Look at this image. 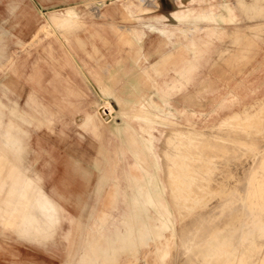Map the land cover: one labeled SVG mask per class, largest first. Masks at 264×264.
I'll return each instance as SVG.
<instances>
[{
    "label": "rangeland",
    "instance_id": "1",
    "mask_svg": "<svg viewBox=\"0 0 264 264\" xmlns=\"http://www.w3.org/2000/svg\"><path fill=\"white\" fill-rule=\"evenodd\" d=\"M91 1L92 0H78L77 10L73 7L68 10L69 12L67 15L61 17L53 15L52 20L54 23H57V25L67 24L68 33L66 36L68 37L67 46L69 57L76 56L78 53L77 56L85 60V69L88 74L93 73L98 77L101 74H116L115 78L106 84L111 85V89L116 91L117 94L113 99L116 100L117 103L125 99L123 90L128 91V89H130V106L132 108L131 117L133 123H138L140 118L146 122L147 144L145 148L146 154L142 156V163H147L150 170L145 172V175H142L145 181L144 187L147 189L146 219L148 225L146 227H131V234L138 235L141 232L142 241L140 244L141 248L146 250V257L143 256L141 259L134 257L131 259L121 258V260L120 258H115L113 260L111 259L110 262L108 261V263L210 264L212 262L211 264H264V22L257 20L247 27L240 26L237 28V26L240 25V21L244 18L235 11V5L229 2H223V0H210V3L209 0H205L203 3L183 0L177 5H172L170 0H166L162 9L155 8L156 0H150L152 3L150 1L149 3L148 0H126L124 3H127L128 6H132V13L135 14L131 16H128L119 3L120 0H108V2L107 0H102L103 2H98L97 8L101 10L100 19L98 20L94 16L95 14L91 16ZM36 2L37 0H0V97L6 105H1L0 109L2 108L6 112L3 115L5 120L10 119L11 112V101L8 100V96L15 98L17 93L10 88L7 89V95L3 94L1 89V87H4L2 79L3 70L10 61L8 60L9 54H14L19 49L22 50L21 53L25 54L27 49H32L34 47V45L28 43L31 39L32 31L26 30L21 32V27L27 28V26H22V24H19L17 21L23 20V22H25L35 11L33 6L37 5ZM141 2L145 8L151 10L146 11L143 17L139 18L136 15L142 13L141 5L139 4ZM113 3L115 4L113 5ZM167 3H170V6H167ZM253 5L248 8H254L255 15H257L256 12L264 15V9H262L261 6L259 7L256 3L254 6ZM242 6L245 8L247 7L245 4H242ZM199 7L201 10L210 7L212 10V17L201 19L199 22L198 20L196 22H190L179 20L180 17L171 14L174 10L178 13H185L189 8L196 9ZM77 11H85L87 13L85 16H81V13H77ZM108 11L109 16H107ZM230 14L231 17H229ZM155 15L157 17L161 15V21H157V19L154 18ZM225 15L227 16L223 17ZM75 20L79 23H75ZM192 24H194L195 31L191 33L194 43L191 42L193 45L189 46V52L192 57L189 61L190 64L184 59H179L182 57V53L187 52V50L183 48V44H171L172 41L170 36L167 38V43L163 44L164 32L162 28H171L175 30L174 33L177 34L179 31L187 29ZM204 26H206V29H204ZM130 27H133L132 30L136 29V31H138V29H143L145 34H139L137 32L132 33L129 30ZM213 27L216 28V34L214 35L216 36V40H212V37L207 34L208 28ZM45 29L48 31L50 28L45 26ZM76 29H83V34H79V32L76 33ZM77 34L83 37V45L85 46L83 50L75 49L73 46V40ZM20 35L25 36L24 43L18 42ZM261 36H263V38H261ZM196 38H199L198 40L200 42ZM259 38H261V40H259ZM173 40H176V37H173ZM212 45H216L217 50L214 51V49L211 48ZM254 45H257L258 49H254ZM35 56L36 54H31V59H34ZM167 56L168 58H166ZM129 78L130 81L128 80ZM166 80L169 83L166 82ZM94 81L93 88L105 92L106 87L102 86L103 88H101L100 86L105 83H97L95 79ZM178 81L181 82L177 83ZM165 82L167 84H165ZM160 85H162L163 88ZM177 85L181 88L180 90L179 88L177 90ZM209 85L211 86L209 87ZM202 90H204V94H201ZM120 91H122L121 95L118 96ZM185 92H188V94H185ZM217 92H221V95ZM179 93L184 97L179 95ZM192 93H194V95H191ZM232 94L233 97H231ZM191 96L192 99L190 100ZM225 97L228 100L225 99ZM186 98L191 102L188 103ZM229 98L232 99H230L232 102ZM93 99L94 95L90 92L88 96L85 97V103H90ZM225 100L227 105L224 103ZM229 101L230 103H227ZM245 101L247 102L244 103ZM175 103L178 104L176 105ZM179 105H182L183 108ZM114 106L118 108V105L115 103ZM214 106L215 108L216 106L220 108L214 109ZM235 106L237 107V111L242 109L241 114H251L253 118L248 120L240 118V115H235L236 120H234L233 117L224 112L227 110V108L224 109L225 107L236 110ZM110 110H112V108H110ZM200 110L201 112H197ZM144 111H146V115H139ZM246 111L247 113H245ZM260 111L262 114H260L259 119H257L256 115L260 113ZM61 114L62 121L56 123L55 128L59 130L64 128L66 131L76 134V124L69 122L68 112L53 111L54 116ZM186 114H188V116L190 114L191 117L189 116L188 119ZM201 117L204 118L202 119L204 122L202 120L200 121ZM134 118L137 120H134ZM178 119L179 122H177ZM3 124L5 125L6 123ZM196 125L200 127L196 128ZM2 129L3 127H0V153H6V156L10 158V160L12 159V161L18 163L20 159H17L16 153L13 152L8 140L3 139L1 136ZM190 129L193 131L191 132ZM39 130V128H31L30 138L27 139L25 137L24 140H22L25 148L22 151L23 157L18 163V165H21L22 169L31 171V174L35 175L37 178L40 171L38 172V169L34 167L33 156L31 158L32 163L25 161L29 158L27 153L35 152L37 153V159H44L42 152L43 144L49 145L53 140L52 138L43 139V131L38 132ZM15 131L16 132H13V136H22L19 135L22 130ZM206 131L208 132L206 133ZM186 132L187 134H184ZM194 132L196 136L192 134ZM201 132L206 134V136L200 134ZM233 132L234 134H232ZM49 133L51 132L49 131ZM179 133L181 135H179ZM213 133H217L218 135H214ZM198 135L203 136L201 137ZM209 135L211 136L209 137ZM54 136H56V133L52 134L51 137ZM173 137L175 140L179 139L173 142ZM194 137L197 138L194 139ZM38 138L42 140H38ZM170 138L173 139L171 140ZM165 140L166 143L164 142ZM184 140L186 141L184 142ZM175 143L176 145L178 144V148H184V150L183 148L181 149L183 153L180 149L178 150ZM189 143L195 146L192 147ZM225 143L227 145H225ZM112 145L113 142L110 141L109 146L111 147ZM131 148V168L133 174L140 162V152L138 145L135 143H133ZM156 153L160 154L157 155ZM168 155H170L169 158H167ZM180 156L184 158H180ZM226 158L227 160H225ZM162 160L166 161H164L165 164ZM24 161L26 162V166H23ZM180 162L184 163V166ZM176 164H179V166L182 165L183 167L181 166L182 168H180ZM173 167L174 169L172 170ZM188 167L190 170L192 168V170L190 171L187 169ZM7 168L9 169V167H5L1 171V177H8ZM169 168L171 169L168 170ZM173 171L174 173H172ZM175 171L178 172L176 175ZM40 173L43 174V172ZM168 175L171 176L169 177ZM155 176L157 177L156 179ZM172 176H174V179H170V182H168L167 179L172 178ZM175 177H179L177 182ZM163 180L165 181V185ZM155 181H157V183ZM166 183H168L170 187L167 186ZM171 184L176 187L171 186ZM162 186H164V188H162ZM33 190H35V187ZM234 192L236 194H234ZM90 193L91 192H87L85 195L89 196ZM160 193L162 195H160ZM74 196L75 195H70V200L68 201L67 199L68 204L66 203V205L68 208H72L75 211L77 210L79 213L85 215L88 210L87 206L85 207V201L77 205V202L71 200ZM70 205L74 206L71 207ZM258 211L260 212L258 213ZM42 212H44L43 209ZM212 212L214 213L212 214ZM234 213L236 214V218ZM15 215L19 217L18 213ZM80 218L81 220L78 222V227L85 231L90 216L88 214V216ZM258 226H260V228ZM137 227L141 229H137ZM99 228L101 233L106 232L107 227L101 225ZM159 228L160 230H158ZM155 229H157V231H155ZM113 230L119 232V227L115 226ZM162 240L165 242L164 244L166 246L163 245ZM161 243L163 247H160ZM152 247L154 248L152 249ZM131 248L133 249L132 251H134L133 254H135L136 251L139 250L140 245L139 243H133ZM121 249H123V247H121ZM233 249L235 250L233 251ZM107 260L108 259H106V261ZM101 261L104 263H101ZM94 263L105 264L107 262H105L104 259H99L98 262ZM80 264H93V261L88 259V261L84 260Z\"/></svg>",
    "mask_w": 264,
    "mask_h": 264
},
{
    "label": "crops",
    "instance_id": "2",
    "mask_svg": "<svg viewBox=\"0 0 264 264\" xmlns=\"http://www.w3.org/2000/svg\"><path fill=\"white\" fill-rule=\"evenodd\" d=\"M100 1L102 0L90 2L91 16L95 14L98 20L101 14V10L97 8ZM124 1L126 0H120L119 3L128 16L135 15L132 13V6H128ZM165 1L162 3L163 0H156L155 8L162 9ZM170 1L172 5H177L183 0ZM223 2L235 5L238 15L244 18L237 28L247 27L257 20L264 22L262 13L255 15V9L248 8L256 3L264 9V0ZM36 3L37 5L33 6L35 11L25 22L17 21L22 26H27L21 27V32L32 31L28 43L34 47L27 49L25 54L21 53V49L9 54L10 61L3 70V94L7 95V89L11 88L17 95L15 98L8 96L11 101L9 120L3 118L6 112L0 109V127H3L1 136L8 140L17 159H20L19 162L25 148L22 140L25 137L30 138L31 128H39L38 132L43 131V139L53 140L49 145L43 144L44 159H37L35 152L27 153L29 158L25 161L32 163L33 156L34 167L38 172H43H39L38 178L32 175L31 171L22 169L18 161L16 163L10 160L6 153H0V173L5 167H9L8 177L0 176V264H80L88 259L96 264L94 262L99 259L110 261L115 258L146 257V250H143L140 244L142 234L140 232L138 235H132L131 227L148 225L147 189L132 186L130 181L133 143L138 145L140 152L135 177L141 178L146 172V164H142L147 144L146 122L140 118L138 123H133L130 89L123 90V101L117 103L113 99L117 93L106 83L111 82L116 74H101L99 77L93 73L88 74L85 60L77 56L78 53L69 57L67 24L57 25L52 16L67 15L68 10L73 7L77 10L78 0H37ZM241 3L247 7H243ZM139 4L142 13L136 16L141 18L144 10L151 9L145 8L142 2ZM167 6H170V3H167ZM77 13L85 16L87 12ZM171 14L180 17L179 20L182 21L199 22L201 19L211 18L212 10L210 7L204 10L199 7L189 8L185 13L174 10ZM160 17L161 15L154 16L157 21H161ZM75 23L79 22L75 20ZM45 26L50 29L47 31ZM132 29L133 27L129 28L132 33L145 34L143 29ZM162 30L165 35L163 44L167 43L168 36L171 37V44H183L188 53H182L179 59L189 62L192 59L189 46L193 37L191 33L195 31L194 24L177 34L168 27H163ZM76 31L83 34V29ZM24 37L20 35L18 42L24 43ZM173 37H176V40H173ZM74 40L75 49L85 48L82 36L77 34ZM253 48L258 49L257 45ZM31 54H36L34 59H31ZM94 79L97 83H105L100 85L101 88L106 87L105 92L93 88ZM128 80L130 81V78ZM90 92L94 99L85 103V97ZM113 101L118 108H115ZM1 105L6 106L0 97ZM53 111L68 112L69 122L76 124L77 133H70L64 128L56 129L55 124L62 121V114L54 116ZM143 114L146 115V111L139 115ZM15 130H22L19 133L22 136H13ZM54 133L56 136L51 137ZM110 141L113 142L111 147ZM25 161L23 166H26ZM87 192H91L89 196L85 195ZM70 195H75L71 200L77 202V205L85 201V207L88 209L85 215L68 208L66 203L67 199L70 200ZM88 214L90 218L84 231L78 227V222L80 217H86ZM101 225L107 227L106 232H100ZM115 226L119 227V232L113 230ZM133 243L140 245L135 254L131 249Z\"/></svg>",
    "mask_w": 264,
    "mask_h": 264
},
{
    "label": "bare ground",
    "instance_id": "3",
    "mask_svg": "<svg viewBox=\"0 0 264 264\" xmlns=\"http://www.w3.org/2000/svg\"><path fill=\"white\" fill-rule=\"evenodd\" d=\"M145 1H146V0H145ZM149 1H150V0H148V2H149ZM94 2H95V1H94ZM129 2H130V1H129ZM139 2H140V1H139ZM150 2H151V1H150ZM150 2H149V3H150ZM157 2H158V1H157ZM151 3H152V2H151ZM159 3H160V1H159ZM162 3H164V0H163ZM155 4H156V3H155ZM95 5H96V4H95ZM158 5H159V4H158ZM99 6H100V5H99ZM230 6H231V4H230ZM257 6H258V5H257ZM227 8H228V7H227ZM148 9H149V8H148ZM228 9H229V8H228ZM143 10H144V9H143ZM235 11H236V10H235ZM144 12H146V11L144 10ZM236 13H237V12H236ZM256 13H257V12H256ZM231 14H232V13H231ZM258 14H259V13H258ZM235 15H236V14H235ZM61 16H62V15H61ZM61 16H60V17H61ZM225 16H226V15H225ZM55 17H56V16H55ZM230 17H231V16H230ZM232 17H235V16H232ZM221 18H222V17H221ZM235 18H236V17H235ZM239 19H240V18H239ZM239 19H237V20H239ZM68 21H69V20H68ZM257 27H258V26H257ZM76 28H77V27H76ZM168 31H169V30H168ZM169 34H171V33H169ZM207 34H208L209 36L212 37V40L215 39L216 36H214V35L216 34V28H214V27H213V28H208V32H207ZM224 35H225V34H224ZM164 36H165V35H164ZM189 37H190V36H189ZM185 38H187V36H186ZM202 38H203V37H202ZM193 39H194V38H193ZM196 39H197V38H196ZM196 39H195V40H196ZM198 39H199V38H198ZM198 39H197V40H198ZM181 40H182V38H181ZM195 40H194V41H195ZM215 40H216V39H215ZM198 41H199V40H198ZM203 41H204V40H203ZM191 42H193V40H191L190 43H191ZM195 42H196V41H195ZM199 42H200V41H199ZM201 42H202V41H201ZM193 43H194V42H193ZM197 44H198V43H197ZM187 45H189V43H187ZM191 45H193V44H191ZM198 45H200V44H198ZM211 48L214 49V51L217 50L216 45H212ZM216 52H217V51H216ZM191 62H192V61H191ZM189 63H190V62H189ZM193 63H194V62H193ZM205 63H207V62H205ZM205 63H202V64H205ZM190 64H191V63H190ZM185 65H186V64H185ZM178 67H179V66H178ZM185 67H186V66H185ZM196 67H197V66H196ZM199 67H200V65H199ZM180 68H181V67H180ZM194 68H195V66H194ZM203 68H204V67H203ZM198 69H199V68H198ZM178 70H179V69H178ZM178 70H177V71H178ZM192 70H193V68H192ZM192 70H191V71H192ZM203 70H205V69H203ZM181 71H182V70H181ZM205 72H206V71H205ZM192 73H194V72H192ZM201 73H202V72H201ZM203 73H204V72H203ZM166 74H167V73H166ZM182 74H183V73H182ZM171 75H172V74H171ZM192 75H193V74H192ZM201 75H202V74H201ZM167 76H168V75H167ZM173 77H174V76H173ZM173 77H171V78H173ZM167 78H168V77H167ZM171 78H170V79H171ZM184 78H185V77H184ZM184 78H183V79H184ZM189 78H190V77H189ZM192 78H193V77H192ZM186 80H187V79H186ZM190 80H191V79H190ZM170 81H171V80H170ZM191 81H192V80H191ZM193 81H194V80H193ZM166 82H168V81L166 80ZM166 82H165V84H167ZM179 82H181V81H178L177 83H179ZM183 82H184V81H183ZM168 83H169V82H168ZM174 83H176V82H174ZM177 83H176V84H177ZM184 83H185V82H184ZM184 83H183V84H184ZM183 84H181V85H183ZM212 84H213V83H212ZM173 85H174V84H173ZM190 85H191V84H190ZM207 85H208V84H207ZM213 85H214V84H213ZM215 85H216V84H215ZM160 86H162V85H160ZM177 86H178V85H177ZM210 86H211V85H209V87H210ZM207 87H208V86H207ZM213 87H214V86H213ZM162 88H163V86H162ZM178 88H179V86L177 87V90H178ZM190 88H191V87H190ZM190 88H189V90H190ZM192 88H193V87H192ZM214 88H215V87H214ZM172 89H173V88H172ZM180 89H181V88H179V90H180ZM186 89H187V88H186ZM201 89H202V87H201ZM215 89H216V88H215ZM162 90H163V89H162ZM165 90H166V89H165ZM173 90H174V89H173ZM177 90H176V91H177ZM192 90H193V89H192ZM192 90H191V91H192ZM204 90H206V89H204ZM204 90H202L201 94H202V93L204 94V92H203ZM183 91H184V90H183ZM191 91H190V92H191ZM193 91H194V90H193ZM199 91H201V90H199ZM217 91H218V90H217ZM163 92H165V91H163ZM171 92H172V91H171ZM197 92H198V91H197ZM206 92H207V91H206ZM215 92H216V91H215ZM166 93H168V92H166ZM174 93H175V92H174ZM194 93H195V92H194ZM194 93H192L191 95H194ZM198 93H199V92H198ZM217 93H218V92H217ZM220 93H221V92H220ZM220 93H218V94H220ZM230 93H231V92H230ZM176 94H177V93H176ZM182 94H183V92H182ZM182 94L179 93V95H182ZM185 94H188V92H187V93L185 92ZM205 94H208V93H205ZM251 94H252V93H251ZM183 95H184V94H183ZM183 95H182V97H184ZM198 95H199V94H198ZM198 95H197V96H198ZM220 95H221V94H220ZM174 96H175V95H174ZM186 96H188V95H186ZM200 96H202V95H200ZM226 96H227V95H226ZM166 97H167V96H166ZM205 97H206V95H205ZM228 97H229V95H228ZM231 97H233V94H232ZM180 98H181V97H180ZM188 98H189V97H188ZM195 98H196V97H195ZM165 99H166V98H165ZM171 99H173V98H171ZM184 99H185V98H184ZM191 99H192V96H191L190 100H191ZM199 99H200V98H199ZM225 99H227V98L225 97ZM230 99H231V98H229V100H230ZM166 100H167V99H166ZM186 100H187V98H186ZM197 100H198V99H197ZM223 100H224V99H223ZM227 100H228V99H227ZM231 100H232V99H231ZM231 100H230V101H231ZM28 101H29V100H28ZM187 101H188V100H187ZM199 101H201V100H199ZM230 101L227 102V103H230ZM164 102H165V101H164ZM169 102H170V100H169ZM171 102H172V101H171ZM174 102H175V101H174ZM190 102H191V101H190ZM190 102L188 101V103H190ZM196 102H197V101H196ZM209 102H210V101H209ZM217 102H219V101H217ZM225 102H226V100L224 101V103H225ZM231 102H232V101H231ZM246 102H247V101H245L244 103H246ZM59 103H60V102H59ZM192 103H193V101H192ZM220 103H221V102H220ZM222 103H223V102H222ZM236 103H238V102H236ZM244 103H243V104H244ZM160 104H161V103H160ZM164 104H166V103H164ZM167 104H168V103H167ZM169 104H170V103H169ZM175 104H176V103H175ZM177 104H178V103H177ZM177 104H176V105H177ZM197 104H199V103H197ZM216 104H217V103H216ZM243 104H242V105H243ZM189 105H190V104H189ZM199 105H200V104H199ZM225 105H227V104L225 103ZM27 106H28V105H27ZM160 106H162V105H160ZM167 106H168V105H167ZM179 106L182 107V105H179ZM190 106H191V105H190ZM194 106H195V104H194ZM196 106H197V105H196ZM202 106H203V105H202ZM218 106H219V104H218ZM233 106H234V103H233ZM236 106H237V105H236ZM236 106H235V107H236ZM32 107H33V106H32ZM163 107H164V106H163ZM170 107H171V105H170ZM176 107H177V106H176ZM200 107H201V106H200ZM182 108H183V107H182ZM184 108H185V107H184ZM216 108H220V107H217V106H216ZM216 108H215V106H214V109H216ZM226 108H227V110L224 111V112H226V114L228 113L229 116H231V117L234 118V120H236V119H235V117H236L235 115H240L239 117L242 118V119H248V120H250V119L253 118V115H251V114H241L242 109L237 111V107H236V110H235V109H230L231 106H230V108H229V107H225L224 109H226ZM228 108H229V109H228ZM170 109H171V108H170ZM173 109H174V108H173ZM197 109H198V107H197ZM199 109H200V108H199ZM201 109H202V108H201ZM214 109H213V110H214ZM171 110H172V109H171ZM177 110H178V109H177ZM204 110H205V109H204ZM206 110H207V109H206ZM183 111H184V110H183ZM187 111H188V110H187ZM217 111H218V109H217ZM100 112H101V111H100ZM197 112H201V110H200V111H197ZM202 112H203V110H202ZM205 112H207V111H205ZM210 112H211V111H210ZM224 112H223V113H224ZM248 112H250V111H248ZM258 112H259V111H258ZM173 113H174V112H173ZM185 113H186V112H185ZM193 113H194V112H193ZM235 113H236V114H235ZM245 113H247V111H246ZM100 114H101V113H100ZM175 114H176V113H175ZM194 114H195V113H194ZM213 114H214V113H213ZM220 114H221V112H220ZM260 114H262L261 111H260V113H258V114L256 115V118H257V119H259V115H260ZM191 115H192V112H191ZM172 116H173V115H172ZM189 116H190V114H189ZM189 116H188V114H186V117H187L188 119H189ZM208 116H209V115H208ZM211 116H212V113H211ZM221 116H222V115H221ZM226 116H227V115H226ZM138 117H140V116H138ZM170 117H171V116H170ZM173 117H174V116H173ZM190 117H191V116H190ZM204 117H205V116H204ZM224 117H225V115H224ZM146 118H147V117H146ZM150 118H151V117H150ZM155 118H156V117H155ZM207 118H208V117H207ZM207 118H206V119H207ZM147 119H148V118H147ZM168 119H169V117H168ZM174 119H175V117H174ZM183 119H184V118H183ZM202 119H204V118L201 117V118H200V121H201ZM209 119H210V117H209ZM242 119H241V120H242ZM108 120H109V119H108ZM166 120H167V119H166ZM170 120H172V119H170ZM186 120H187V119H186ZM104 121H105V120H104ZM153 121H154V120H153ZM167 121H168V120H167ZM167 121H166V122H167ZM176 121H177V120H176ZM187 121H189V120H187ZM202 121L204 122V120H202ZM209 121H210V120H209ZM209 121H208V123H209ZM213 121H214V120H213ZM237 121H238V120H237ZM239 121H240V120H239ZM156 122H157V121H156ZM160 122H161V121H160ZM177 122H179V119H178ZM182 122H183V121H182ZM182 122H181V123H182ZM184 122H185V120H184ZM189 122H190V121H189ZM163 123H164V121H163ZM187 123H188V122H187ZM147 124H150V123H147ZM171 124H173V123H171ZM175 124H176V122H175ZM183 124H184V123H183ZM216 124H217V123H216ZM219 124H220V123H219ZM226 124H227V122H226ZM231 124H232V123H231ZM193 125H194V124H193ZM197 125H198V124H197ZM197 125H196V128L200 127V126H197ZM203 125H204V124H203ZM203 125H202V126H203ZM220 126H221V125H220ZM230 126H231V125H230ZM182 127H183V126H182ZM184 127H185V126H184ZM193 127H194V126H193ZM193 127H192V129L194 130ZM231 127H233V126H231ZM154 128H155V127H154ZM177 128H178V126H177ZM202 128H203V127H202ZM234 128H235V127H234ZM174 129H175V128H174ZM180 129H181V128H180ZM188 130H189V129H188ZM193 130H192V131H193ZM182 131H183V130H182ZM190 131H191V129H190ZM192 131H191V132H192ZM204 131H205V130H204ZM177 132H178V131H177ZM177 132H176V133H177ZM179 132H180V131H179ZM183 132H184V131H183ZM197 132H199V131H197ZM207 132H208V131H206V133H207ZM172 133H173V131H172ZM60 134H61V133H60ZM177 134H178V133H177ZM184 134H187V132L184 133ZM184 134H182V135H184ZM192 134H195V132L192 133ZM200 134H203V133L201 132ZM208 134H209V133H208ZM208 134H207V135H208ZM210 134H211V133H210ZM213 134H214V133H213ZM215 134H217V133H215ZM215 134H214V135H215ZM232 134H234V132H233ZM232 134H230V135H232ZM173 135H174V134H173ZM179 135H181V134L179 133ZM203 135L206 136V134H203ZM203 135H198V136H201V137H202ZM217 135H218V134H217ZM223 135H224V134H223ZM244 135H245V134H244ZM155 136H156V135H155ZM176 136H177V135H176ZM185 136L188 137V136H189V132H188V136H187V135H185ZM193 136H194V135H193ZM193 136H192V137H193ZM195 136H196V134H195ZM210 136H211V135H209V137H210ZM156 137H158V136H156ZM162 137H163V136H162ZM212 137H214V136H212ZM150 138H151V137H150ZM159 138H160V137H159ZM173 138H174V137H173ZM173 138H172V139H173ZM190 138H191V137H190ZM195 138H197V137H194V139H195ZM204 138H205V137H204ZM206 138H207V137H206ZM165 139H166V138H165ZM170 139H171V138H170ZM172 139H171V140H172ZM178 139H179V138H178ZM178 139H177V140H178ZM198 139H199V138H198ZM210 139H211V138H210ZM161 140H162V139H161ZM161 140H160V141H161ZM163 140H164V139H163ZM177 140H175V138H174L173 142H175V141H177ZM180 140H181V139H180ZM231 140H232V139H231ZM244 140H245V139H244ZM185 141H186V140H184V142H185ZM190 141H191V140H190ZM194 141H195V140H194ZM246 141H247V140H246ZM151 142H152V141H151ZM161 142H163V141H161ZM164 142L166 143V140H165ZM181 142H182V140H181ZM165 143H164V144H165ZM168 143H169V142H168ZM182 143H183V142H182ZM182 143H181V144H182ZM198 143H199V142H198ZM204 143H205V142H204ZM155 144H156V143H155ZM184 144H185V143H184ZM189 144H190V143H189ZM194 144H195V143H194ZM214 144H215V143H214ZM169 145H170V143H169ZM171 145H172V144H171ZM177 145H178V144H177ZM177 145H176V143H175V146L178 148L179 146H177ZM186 145H187V144H186ZM186 145H185V147H186ZM196 145H197V144H196ZM199 145H200V144H199ZM202 145H203V144H202ZM215 145H216V144H215ZM221 145H222V144H221ZM225 145H227V144L225 143ZM236 145H238V144H236ZM154 146H155V145H154ZM156 146H157V144H156ZM166 146H167V145H166ZM180 146H183V145H180ZM188 146H189V145H188ZM190 146H192V143L190 144ZM193 146H195V145H193ZM193 146H192V147H193ZM212 146H213V144H212ZM217 146H218V145H217ZM164 147H165V146H164ZM169 147H170V146H169ZM173 147H174V146H173ZM197 147H198V146H197ZM223 147H225V146H223ZM231 147H232V146H231ZM177 148H176V150H177ZM182 148H183V147H181V149H182ZM214 148H216V147H214ZM219 148H220V147H219ZM233 148H234V147H233ZM152 149H153V148H152ZM179 149H180V148H178V150H179ZM181 149H180V151H181ZM187 149H188V148H187ZM192 149H193V148H192ZM217 149H218V148H217ZM223 149H224V148H223ZM225 149H226V148H225ZM238 149H239V148H238ZM178 150H177V151H178ZM183 150H184V148H183ZM202 150H203V149H202ZM220 150H221V149H220ZM158 151H159V150H158ZM153 152H154V151H153ZM162 152H163V151H162ZM162 152H161V153H162ZM178 152H179V151H178ZM181 152H182V151H181ZM185 152H186V151H185ZM192 152H193V150H192ZM205 152H206V151H205ZM209 152H210V151H209ZM164 153H165V152H164ZM182 153H183V152H182ZM190 153H191V152H190ZM256 153H257V152H256ZM153 154H154V153H153ZM156 154L158 155V154H160V153H156ZM197 154H198V153H197ZM217 154H219V153H217ZM231 154H232V153H231ZM239 154H240V153H239ZM163 155H164V154H163ZM166 155H167V153H166ZM166 155H165V156H166ZM179 155H180V154H179ZM187 155H188V154H187ZM198 155H199V154H198ZM212 155H213V154H212ZM259 155H260V154H259ZM224 156H225V155H224ZM224 156H223V157H224ZM159 157H160V156H159ZM169 157H170V155H168L167 158H169ZM173 157H174V156H173ZM181 157H182V156H180V158H181ZM232 157H233V156H232ZM237 157H238V156H237ZM260 157H261V156H260ZM160 158H161V157H160ZM160 158H159V160H160ZM175 158H176V157H175ZM175 158H174V159H175ZM182 158H184V157H182ZM195 158H196V157H195ZM198 158H199V157H198ZM162 159H163V158H162ZM164 159H165V157H164ZM171 159H172V158H171ZM174 159H173V160H174ZM185 159H186V158H185ZM165 160H166V159H165ZM165 160H162L163 163H164ZM176 160H177V158H176ZM183 160H184V159H183ZM225 160H227V158H226ZM249 160H250V159H249ZM160 161H161V160H160ZM170 161H171V160H170ZM184 161H185V160H184ZM193 161H194V159H193ZM165 162H166V161H165ZM176 162H177V161H176ZM159 163H160V162H159ZM159 163H158V164H159ZM172 163H173V161H172ZM172 163H171V165H172ZM178 163H179V162H178ZM180 163L183 164V166H184V163H182V162H180ZM234 163H235V162H234ZM234 163H233V164H234ZM241 163H242V162H241ZM142 164L144 165V163H142ZM145 164H146V170H145V171L148 172L149 168H148V166H147V163H145ZM158 164H157V165H158ZM160 164H162V163H160ZM164 164H165V163H164ZM173 164H174V163H173ZM181 164H180V165H181ZM176 165H177V164H176ZM176 165H175V166H176ZM188 165H189V162H188ZM239 165H240V164H239ZM247 165H248V164H247ZM135 166H136V165H135ZM158 166H160V165H158ZM161 166H162V165H161ZM172 166H173V165H172ZM177 166H179V164H178ZM181 166H182V165H181ZM181 166H179V167L182 168L183 166H182V167H181ZM242 166H243V165H242ZM169 167H170V166H169ZM197 167H198V166H197ZM235 167H236V166H235ZM136 168H137V167H136ZM161 168H162V167H161ZM185 168H186V167H185ZM159 169H160V168H159ZM159 169H157V170H159ZM170 169H171V168H169L168 170H170ZM173 169H174V167L172 168V170H173ZM187 169H189V167H188ZM187 169H186V171H187ZM228 169H229V168H228ZM70 170H71V168H70ZM141 170H142V169H141ZM155 170H156V168H155ZM160 170H161V169H160ZM164 170H165V168H164ZM175 170H176V169H175ZM179 170H180V169H179ZM181 170H183V169H181ZM189 170H190V169H189ZM191 170H192V168H191ZM191 170H190V171H191ZM71 171H72V170H71ZM149 171H150V170H149ZM250 171H251V170H250ZM66 172H67V171H66ZM143 172H144V171H143ZM152 172H153V170H152ZM152 172H151V173H152ZM160 172H161V171H160ZM160 172H159V173H160ZM167 172H168V171H167ZM170 172H171V171H170ZM182 172H184V171H182ZM192 172H193V171H192ZM192 172H191V173H192ZM67 173H68V172H67ZM73 173H74V172H73ZM153 173H154V172H153ZM153 173H152V174H153ZM155 173H156V171H155ZM172 173H174V171H173ZM176 173H178V172L175 171V175H176ZM233 173H234V172H233ZM233 173H232V174H233ZM68 174H69V173H68ZM160 174H161V173H160ZM167 174H168V173H167ZM169 174H171V173H169ZM179 174H180V172H179ZM242 174H244V173H242ZM74 175H75V173H74ZM135 175H136V171L133 172V174H132V178L130 179L132 186H136V187L141 186V187H144V186H145V184H144V183H145L144 179H143L142 177H141V178H140V177H135ZM148 175H149V174H148ZM155 175H156V174H155ZM161 175H162V174H161ZM172 175H173V174H172ZM175 175H174V176H175ZM168 176H169V175H168ZM170 176H171V175H170ZM170 176H169V177H170ZM174 176H172V178H168V179H167L168 182H170V181H169L170 179H174V178H173ZM181 176H182V175H181ZM197 176H198V175H197ZM240 176H241V175H240ZM74 177H75V176H74ZM147 177H148V176H147ZM150 177H151V176H150ZM144 178H145V177H144ZM156 178H157V177L155 176V179H156ZM160 178H162V177H160ZM163 178H164V177H163ZM178 178H179V177H178ZM178 178L175 177V179H177L176 182L178 181ZM151 179H152V178H151ZM151 179H150V181H151ZM181 179H182V178H181ZM182 180H183V179H182ZM152 181H153V180H152ZM173 181H174V180H173ZM173 181H171V182H173ZM83 182H84V181H83ZM153 182H154V181H153ZM155 182L157 183V181H155ZM160 182H161V181H160ZM164 182H165V181L163 180V183H164ZM87 183H88V181H87ZM149 183H151V182H149ZM201 183H202V182H201ZM226 183H227V182H226ZM241 183H242V182H241ZM152 184H154V183H152ZM172 184H173V183H172ZM172 184H171V186H175V185H172ZM174 184H175V183H174ZM176 184H177V183H176ZM228 184H230V183H228ZM66 185H67V184H66ZM74 185H75V184H74ZM146 185H147V184H146ZM148 185H149V184H148ZM164 185H165V183H164ZM166 185L169 186L168 183H166ZM178 185H179V184H178ZM68 186H69V185H68ZM82 186H83V185H82ZM179 186H181V185H179ZM183 186H184V185H183ZM227 186H229V185H227ZM76 187H77V186H76ZM150 187H152V186H150ZM169 187H170V186H169ZM175 187H176V186H175ZM175 187H174V188H175ZM223 187H224V186H223ZM80 188H82V187H80ZM158 188H159V187H158ZM162 188H164V186H162ZM157 190H158V189H157ZM165 190H166V189H165ZM173 190H175V189H173ZM195 190H196V189H195ZM153 191H154V190H153ZM156 192H157V191H156ZM159 192H161V191H159ZM178 192H179V191H178ZM220 192H221V191H220ZM174 193H175V192H174ZM155 194H157V193H155ZM171 194H172V193H171ZM234 194H236V193L234 192ZM160 195H162V194L160 193ZM156 196H157V195H156ZM255 196H256V195H255ZM161 197H162V196H161ZM243 197H244V196H243ZM151 198H152V197H151ZM156 198H158V197H156ZM158 199H159V198H158ZM162 199H163V198H162ZM162 199H161V200H162ZM164 199H165V198H164ZM230 199H231V198H230ZM249 199H250V198H249ZM159 200H160V199H159ZM162 201H163V200H162ZM244 203H245V202H244ZM41 204H42V203H41ZM242 205H243V204H242ZM244 205H245V204H244ZM262 207H263V206H262ZM152 208H153V206H152ZM217 208H218V206H217ZM245 208H246V207H245ZM156 209H157V208H156ZM213 209H214V208H213ZM219 209H220V208H219ZM261 210H262V209H261ZM154 211H155V209H154ZM206 211H207V210H206ZM239 212H240V211H239ZM253 212H254V211H253ZM259 212H260V211H258V213H259ZM206 213H208V212H206ZM213 213H214V212H212V214H213ZM216 213H217V212H216ZM236 213H237V212H236ZM208 214H211V213H208ZM234 214H235V213H234ZM214 215H215V214H214ZM242 215H243V214H242ZM209 216H210V215H209ZM209 216H207V217H209ZM220 216H221V215H220ZM234 216H235V218H236V214H235ZM149 217H150V216H149ZM193 217H194V216H193ZM238 219H239V218H238ZM256 219H257V218H256ZM258 219H259V218H258ZM35 221H36V220H35ZM190 221H191V220H190ZM236 221H237V220H236ZM239 221H241V220H239ZM155 222H156V221H155ZM193 222H194V221H193ZM230 222H231V221H230ZM244 222H245V221H244ZM256 222H257V221H256ZM189 223H190V222H189ZM238 223H239V222H238ZM257 223H258V222H257ZM263 223H264V222H263ZM154 224H155V223H154ZM219 224H220V223H219ZM38 225H39V224H38ZM254 225H255V224H254ZM154 226H155V225H154ZM238 226H239V225H238ZM34 227H35V226H34ZM185 227H186V226H185ZM192 227H193V226H192ZM198 227H199V226H198ZM258 227L260 228V226H258ZM133 228H134V227H133ZM138 228H139V227H137V229H138ZM254 228H255V227H254ZM139 229H141V228H139ZM195 229H197V228H195ZM241 229H242V228H241ZM158 230H160V228H159ZM162 230H163V229H162ZM162 230H161V231H162ZM251 230H252V229H251ZM23 231H24V230H23ZM40 231H41V230H40ZM139 231H140V230H139ZM155 231H157V229H155ZM168 231H169V230H168ZM137 232H138V231H137ZM158 232H159V231H158ZM240 232H241V231H240ZM249 232H250V231H249ZM192 233H194V232H192ZM161 234H162V233H161ZM169 234H170V233H169ZM169 234H168V235H169ZM132 235H133V234H132ZM134 235H135V234H134ZM231 237H232V235H231ZM237 237H238V236H237ZM192 239H193V238H192ZM229 239H230V238H229ZM229 239H228V241H229ZM157 240H158V239H157ZM159 241H160V240H159ZM155 242H156V241H155ZM160 242H161V241H160ZM162 242H163V240H162ZM229 242H230V241H229ZM148 243H149V242H148ZM153 243H154V242H153ZM164 243H165V242H163V245H165ZM151 244H152V242H151ZM154 245H155V244H154ZM165 246H166V245H165ZM228 246H229V245H228ZM149 247H150V245H149ZM149 247H148V248H149ZM154 247H155V246H154ZM154 247H152V249H153ZM160 247H163V246H162V243H161V246H160ZM229 247H230V246H229ZM223 248H224V246H223ZM223 248H221V249H223ZM131 249H132V248H131ZM146 249H147V248H146ZM152 249H150V250H152ZM164 249H165V248H164ZM236 249H237V248H236ZM132 250H133V249H132ZM147 250H148V249H147ZM150 250H149V251H150ZM234 250H235V249H233V251H234ZM147 252H148V251H147ZM219 252H220V251H219ZM226 252H227V251H226ZM133 253H134V251H133ZM230 253H231V252H230ZM148 254H149V253H148ZM148 254H147V255H148ZM225 254H226V253H225ZM242 254H243V253H242ZM218 255H219V254H218ZM205 258H206V257H205ZM118 259H119V258H118ZM104 260H105V262L108 263V260H107V261H106V259H104ZM110 260H111V259H110ZM112 260H113V259H112ZM116 260H117V259H116ZM120 260H121V258H120ZM135 260H136V259H135ZM207 261H208V260H207ZM232 261H233V260H232ZM232 261H231V262H232ZM240 261H241V260H240ZM109 262H110V261H109ZM114 262H115V261H114ZM117 262H118V261H117ZM132 262H133V261H132ZM135 262H136V261H135ZM157 262H158V261H157ZM224 262H225V261H224ZM101 263H104V262L101 261ZM107 263H105V264H107ZM119 263H120V262H119ZM211 263H212V262H211ZM211 263H210V264H211ZM228 263H229V262H228ZM238 263H240V262H238ZM120 264H121V263H120ZM218 264H219V263H218Z\"/></svg>",
    "mask_w": 264,
    "mask_h": 264
}]
</instances>
